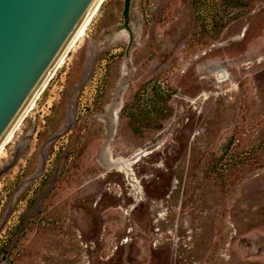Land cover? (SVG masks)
Listing matches in <instances>:
<instances>
[{
    "label": "rangeland",
    "instance_id": "374dc122",
    "mask_svg": "<svg viewBox=\"0 0 264 264\" xmlns=\"http://www.w3.org/2000/svg\"><path fill=\"white\" fill-rule=\"evenodd\" d=\"M231 13L103 6L0 158V264H264V0Z\"/></svg>",
    "mask_w": 264,
    "mask_h": 264
},
{
    "label": "water",
    "instance_id": "95a60500",
    "mask_svg": "<svg viewBox=\"0 0 264 264\" xmlns=\"http://www.w3.org/2000/svg\"><path fill=\"white\" fill-rule=\"evenodd\" d=\"M100 1L0 0V149Z\"/></svg>",
    "mask_w": 264,
    "mask_h": 264
},
{
    "label": "trees",
    "instance_id": "16d2710c",
    "mask_svg": "<svg viewBox=\"0 0 264 264\" xmlns=\"http://www.w3.org/2000/svg\"><path fill=\"white\" fill-rule=\"evenodd\" d=\"M197 13V20L203 25V30L208 27L205 23L210 22V34H221L228 26V24L236 20L234 17H230L231 12L234 10L246 9L250 6L252 1L256 0H190ZM131 0H127V7L129 6ZM210 3V5H209ZM206 7H210L213 10L211 18H207L204 15ZM229 16V17H228ZM229 22V23H228ZM165 118H169L166 115Z\"/></svg>",
    "mask_w": 264,
    "mask_h": 264
},
{
    "label": "bare ground",
    "instance_id": "6f19581e",
    "mask_svg": "<svg viewBox=\"0 0 264 264\" xmlns=\"http://www.w3.org/2000/svg\"><path fill=\"white\" fill-rule=\"evenodd\" d=\"M109 0H101L100 3L97 5V7L95 8V10L93 11V13L91 14V16L88 18V20L86 21L85 25L83 26L81 32L79 33V35L77 36V38L74 40V42L72 43V45L69 47V49L66 51V53L63 55L58 67L55 69V71L53 72V74L50 76L49 80L46 82V84L44 85L43 89L41 90L40 93H38V95L35 97V99L32 101V103L30 104V106L28 107V109L26 110V112L24 113V115L22 116V118L20 119V121L17 123V125L15 126V128L13 129V131L11 132V134L9 135V137L7 138V140L5 141V143L3 144V146L0 149V158L2 157V155L4 154V151L6 150V145H9L8 143H10V141L12 140V138L14 137V135L16 134V132L20 129V127L22 126L23 122L25 121V119L28 117V115L31 113V111L34 109V107L37 104V101L39 100V98L42 96L43 92L45 91L46 87L48 86V84L50 83V81H52V79L55 77V75L57 74V72L59 71V69L65 64L66 59L69 57L71 51L81 42L84 40V38L86 37L87 31L89 30L90 26L93 24L94 20L96 19V17L98 16V14L100 13V11L102 10L103 6L108 2ZM108 148V147H107ZM108 149H105L103 155L107 156L108 153Z\"/></svg>",
    "mask_w": 264,
    "mask_h": 264
}]
</instances>
